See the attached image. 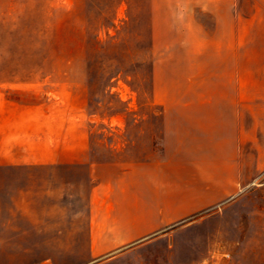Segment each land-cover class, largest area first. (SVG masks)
Wrapping results in <instances>:
<instances>
[{"label":"crops","instance_id":"1","mask_svg":"<svg viewBox=\"0 0 264 264\" xmlns=\"http://www.w3.org/2000/svg\"><path fill=\"white\" fill-rule=\"evenodd\" d=\"M142 4L155 83L160 70L179 67L200 69L206 83L236 82L240 37L252 46L256 26L240 0ZM222 90L207 94L232 98ZM160 117V125L103 127L102 140L64 142L85 150L28 162L46 172L23 174L20 187L0 176V264H175L171 234L239 190V115L165 107Z\"/></svg>","mask_w":264,"mask_h":264},{"label":"rangeland","instance_id":"2","mask_svg":"<svg viewBox=\"0 0 264 264\" xmlns=\"http://www.w3.org/2000/svg\"><path fill=\"white\" fill-rule=\"evenodd\" d=\"M240 5L255 13L254 44L240 37L237 80L217 85L182 67L155 83L142 0H0V176L20 187L23 174L46 172L28 162L85 150L62 143L160 125L165 107L229 108L239 115V190L172 233V254L175 264H264V0ZM221 89L232 98L207 94Z\"/></svg>","mask_w":264,"mask_h":264}]
</instances>
